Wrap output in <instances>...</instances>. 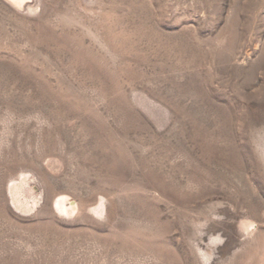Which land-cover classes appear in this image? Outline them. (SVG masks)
<instances>
[{"label":"rangeland","instance_id":"obj_1","mask_svg":"<svg viewBox=\"0 0 264 264\" xmlns=\"http://www.w3.org/2000/svg\"><path fill=\"white\" fill-rule=\"evenodd\" d=\"M0 264H264V0H0Z\"/></svg>","mask_w":264,"mask_h":264},{"label":"bare ground","instance_id":"obj_2","mask_svg":"<svg viewBox=\"0 0 264 264\" xmlns=\"http://www.w3.org/2000/svg\"><path fill=\"white\" fill-rule=\"evenodd\" d=\"M54 205L59 209L61 212H66L65 211V206L63 203H61L59 200H56Z\"/></svg>","mask_w":264,"mask_h":264}]
</instances>
